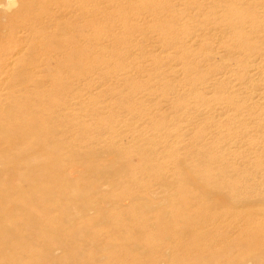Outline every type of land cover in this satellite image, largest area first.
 Masks as SVG:
<instances>
[{"label":"rangeland","instance_id":"rangeland-1","mask_svg":"<svg viewBox=\"0 0 264 264\" xmlns=\"http://www.w3.org/2000/svg\"><path fill=\"white\" fill-rule=\"evenodd\" d=\"M8 116L24 148L59 150L32 161L72 172L84 196L63 212L98 202L73 222L88 240L114 231L103 217L120 198L135 214L163 199L176 215L264 211V0H0V126ZM90 246L40 264H119Z\"/></svg>","mask_w":264,"mask_h":264},{"label":"bare ground","instance_id":"bare-ground-1","mask_svg":"<svg viewBox=\"0 0 264 264\" xmlns=\"http://www.w3.org/2000/svg\"><path fill=\"white\" fill-rule=\"evenodd\" d=\"M8 1L14 3V0ZM11 117H7L6 126H0V137L3 138L0 142H4V145H0V264H26L25 257L22 258L24 253L31 256L28 259L32 261L31 264H40L48 255L55 258L56 250L71 258L78 252L88 251L89 254L90 245L95 252L90 257L106 253L119 264H129V261L130 264H141L137 262L139 257L146 260V264H160V258L165 259L163 264H264V211L246 209L235 213V207L229 210L225 201L221 204H204L203 211L195 216L185 212L176 215L172 211H159L164 200L161 201L162 196L161 202L144 203V211L135 214L134 207L127 210L120 208V196V199L113 201L117 215L107 214L103 217L104 225L114 230L108 231L110 235L106 241H94L97 232L91 233V229L75 231L73 222L85 224L84 212L93 207L99 209L98 202L85 201L81 211L68 209L63 212V206L72 203L78 196L83 197V192L73 182L72 172L66 173L58 161L37 164L31 160L36 159L39 152L55 153L59 150L48 147L45 142L24 148L25 141L31 135L26 131L18 132L20 126L19 129L12 128L14 118ZM18 149L23 151L14 156ZM56 186H59V190L54 196ZM98 188L94 186L90 190L99 193ZM210 190L204 185L201 192L207 195ZM181 191L183 194L187 192L185 186ZM61 196H65L68 202L55 200V197L61 199ZM138 200L134 204H140ZM117 208L120 209L117 211ZM63 213H71V216L63 218ZM124 226L135 228L137 235L126 232ZM26 228L37 230L27 240L22 233ZM4 229L10 231L4 232ZM91 235L92 239L88 240ZM35 245L41 251H36L33 248ZM105 264L116 263L107 259Z\"/></svg>","mask_w":264,"mask_h":264}]
</instances>
